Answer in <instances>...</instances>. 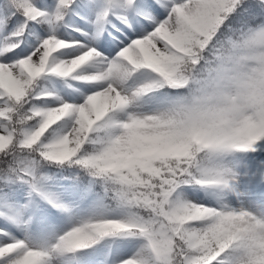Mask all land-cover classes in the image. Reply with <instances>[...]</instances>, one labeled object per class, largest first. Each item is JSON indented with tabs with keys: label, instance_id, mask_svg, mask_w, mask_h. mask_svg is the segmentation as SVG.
<instances>
[{
	"label": "snow or ice",
	"instance_id": "1",
	"mask_svg": "<svg viewBox=\"0 0 264 264\" xmlns=\"http://www.w3.org/2000/svg\"><path fill=\"white\" fill-rule=\"evenodd\" d=\"M0 264H264V0H0Z\"/></svg>",
	"mask_w": 264,
	"mask_h": 264
}]
</instances>
